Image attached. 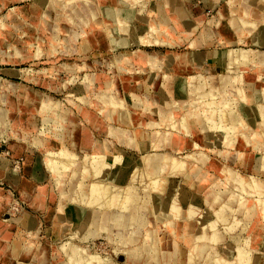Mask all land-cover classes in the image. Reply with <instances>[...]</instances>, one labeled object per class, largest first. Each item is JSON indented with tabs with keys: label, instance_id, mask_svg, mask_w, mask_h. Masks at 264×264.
Here are the masks:
<instances>
[{
	"label": "rangeland",
	"instance_id": "374dc122",
	"mask_svg": "<svg viewBox=\"0 0 264 264\" xmlns=\"http://www.w3.org/2000/svg\"><path fill=\"white\" fill-rule=\"evenodd\" d=\"M197 1L0 0V264H264V0Z\"/></svg>",
	"mask_w": 264,
	"mask_h": 264
},
{
	"label": "bare ground",
	"instance_id": "6f19581e",
	"mask_svg": "<svg viewBox=\"0 0 264 264\" xmlns=\"http://www.w3.org/2000/svg\"><path fill=\"white\" fill-rule=\"evenodd\" d=\"M221 111H222V110H221ZM218 118H219V117H218ZM216 126H217V125H216ZM262 131H263V130H262ZM261 133H262V132H261ZM62 152H63V151H62ZM62 152H61L60 154H62ZM61 156H62V155H61ZM94 158H95V157H94ZM47 159H48V158H47ZM55 159H56V158H55ZM64 159H65V158H64ZM97 159H99V158H97ZM112 159H113V158H112ZM114 160H115V159H114ZM172 160H173V159H172ZM54 161H55V160H54ZM170 161H171V160H170ZM114 162H115V161H114ZM49 163H54V162H49V159H48V160L46 161V164L48 165ZM58 163H59V162H58ZM68 163H69V162H68ZM68 163H67V164H68ZM46 164H45V166H46ZM100 164H101V163H100ZM60 165H61V164H60ZM60 165H59V166H60ZM63 165H64V164H63ZM63 165H62V166H63ZM57 166H58V165H57ZM105 166H107V164H106ZM55 167H56V166H55ZM60 167H61V166H60ZM102 167H104V164H102V166L99 167V168H102ZM47 168H48V167H47ZM49 168H50V167H49ZM53 168H54V167H53ZM56 168H57V167H56ZM61 168L63 169V167H61ZM99 168H98L97 170H99ZM109 168H110V167H109ZM50 169H51V168H50ZM54 169H55V168H54ZM58 170H59V169H58ZM58 170H57V171H58ZM97 170H96V171H97ZM51 171H52V170H51ZM51 171H49V172H51ZM94 174H95V173H94ZM145 174H146V173H145ZM54 175H55V174H54ZM98 175H99V174H98ZM98 175H97V176H98ZM146 176H147V175H146ZM184 176H185V175H184ZM228 176H229V175H228ZM98 177H99V176H98ZM144 177H145V176H144ZM148 183H149V182H148ZM94 184H95V183H94ZM102 184H103V183H102ZM92 185H93V184H92ZM99 186H100V185H99ZM107 187L110 188L109 186H107ZM108 188H107V189H108ZM100 189H101V191H102V188H101V187H100ZM122 189H123V188H122ZM247 189H248V188H247ZM97 191H100V190L98 189ZM95 193L97 194L96 191L94 192V194H95ZM96 194H95V195H96ZM104 194H105V193H104ZM102 195H103V194H102ZM106 195H107V194H106ZM96 196H97V195H96ZM99 196H100V195H99ZM89 197H90V196H89ZM94 197H95V196H94ZM101 197H102V196H101ZM103 198H104V197H103ZM120 198H121V197H120ZM88 199H89V198H88ZM105 199H106V198H105ZM124 199H125V198H124ZM103 200H104V199H103ZM107 200H108V199H107ZM97 202H98V201H97ZM104 202H105V201H104ZM93 203H94V202H93ZM121 203H122V202H121ZM121 203H120V204H121ZM172 203H173V202H172ZM88 205H89V204H88ZM91 205H93V204H91ZM118 205H119V204H118ZM122 206H123V205H122ZM98 207H99V206H98ZM117 207H118V206H117ZM100 209H101V208H100Z\"/></svg>",
	"mask_w": 264,
	"mask_h": 264
},
{
	"label": "crops",
	"instance_id": "0c3cea01",
	"mask_svg": "<svg viewBox=\"0 0 264 264\" xmlns=\"http://www.w3.org/2000/svg\"><path fill=\"white\" fill-rule=\"evenodd\" d=\"M197 2H200V4L202 3L206 7H211L218 4L220 0H198Z\"/></svg>",
	"mask_w": 264,
	"mask_h": 264
}]
</instances>
